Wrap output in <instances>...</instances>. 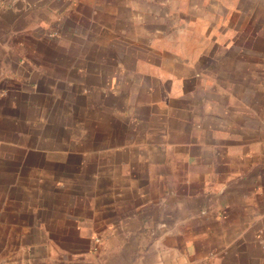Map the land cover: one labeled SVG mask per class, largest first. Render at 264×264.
I'll return each mask as SVG.
<instances>
[{"label": "crops", "instance_id": "0c3cea01", "mask_svg": "<svg viewBox=\"0 0 264 264\" xmlns=\"http://www.w3.org/2000/svg\"><path fill=\"white\" fill-rule=\"evenodd\" d=\"M0 264H264V0H0Z\"/></svg>", "mask_w": 264, "mask_h": 264}]
</instances>
